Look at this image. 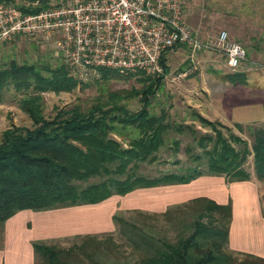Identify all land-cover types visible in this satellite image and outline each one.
Returning <instances> with one entry per match:
<instances>
[{
  "label": "trees",
  "instance_id": "trees-1",
  "mask_svg": "<svg viewBox=\"0 0 264 264\" xmlns=\"http://www.w3.org/2000/svg\"><path fill=\"white\" fill-rule=\"evenodd\" d=\"M0 0L18 6L24 12H37L61 0ZM33 3V4H32ZM34 3H37L36 5ZM166 72L169 71L166 63ZM37 65L0 67V101L2 91L10 84L35 90L22 100L23 109L35 126H12L0 141V224L22 210L47 211L88 204H97L112 196H125L139 189L188 184L201 176H221L227 182L247 181L254 176L264 181V125H249L252 138L230 133L224 136L213 121L194 112L203 124L214 127L213 133L200 132L192 124L170 120L164 110L156 114L149 109L150 98L164 81V75L141 80L143 107L130 111L124 106L96 104L88 110L73 107L61 111L55 119L46 120L40 107L38 93L48 90L70 91L78 81L70 75L64 63L56 69L46 67L51 75L44 76ZM101 76L119 77L124 74L102 68ZM129 75H135L130 73ZM234 84L245 83L244 72L227 74ZM216 125L229 128L219 120ZM134 126L139 136L126 147L111 136L115 124ZM240 131L244 126L236 124ZM187 136H184L186 135ZM186 138L189 140L186 141ZM172 151V153H171ZM164 153H171L167 157ZM183 153L186 159L179 156ZM253 157V170L246 166ZM154 164L173 165V169H148ZM264 198V196H263ZM199 205L198 213L176 237L156 236L119 215L116 226L134 247L146 256L130 264H259L260 258L244 254L248 259L237 261L225 251L229 246L232 203L220 204L200 197L168 207L159 214L168 216L177 208ZM43 264H72L64 253L43 241L33 243ZM254 259V260H253ZM101 264V263H95Z\"/></svg>",
  "mask_w": 264,
  "mask_h": 264
},
{
  "label": "rangeland",
  "instance_id": "rangeland-1",
  "mask_svg": "<svg viewBox=\"0 0 264 264\" xmlns=\"http://www.w3.org/2000/svg\"><path fill=\"white\" fill-rule=\"evenodd\" d=\"M242 1L187 0L185 5L186 10H190L191 15L198 22H206L205 28H201L200 26L194 28L197 31L192 28L199 39L204 41L209 37L218 36L222 30H227L231 38L232 29L230 30L224 26L223 21L227 20L226 25L229 24L230 26L231 23L229 21L234 18L244 19L243 21L246 20L251 29H264V0ZM14 2L19 4L23 3L22 0H15ZM34 4L36 5L37 3ZM190 53L191 51L187 48H175L167 54L166 63L169 71L167 72V76L164 77L163 84L151 96L149 109L156 114H161L164 110H167L170 113L169 118L171 121L186 122L192 124L200 132L213 133V126L203 124L195 117L194 112L201 113L196 106L200 102L199 100L204 101L205 91L203 89L207 88V86H209L210 91L219 93L234 87V83L229 81L226 75L236 73L238 70H230L227 67L225 56L218 50L210 49L198 52L196 62L191 60ZM13 62L19 65L29 64L44 68L42 69V73L47 77L51 74L45 70L46 67L56 69L64 64L61 57L57 55L54 47L38 39H29L23 35L0 44V67H10ZM246 62H249L257 70L247 74L248 87H260L259 83L262 81L260 75H264V70L260 65L264 64V59L251 60L248 56ZM195 64L197 65V69H193L191 73L181 80H173L175 75L189 68H193ZM69 73L79 83L72 90H48L38 93L41 97L39 104L46 120L55 119L58 113L73 107L88 110L96 104H107V107L116 104L124 106L134 112L140 110L144 105L141 99L145 83L141 82V80L145 77L141 73H135V75L124 74L111 78L102 77L101 74L94 77H82L70 68ZM34 88V83L28 89L26 87L17 89L14 84H10L2 91L3 98L0 101V141L2 140L3 133L13 125L29 128L35 126L31 116L23 109L21 103L27 94L34 92ZM219 96H222L223 102L234 100V95L230 93L225 95L219 94ZM246 97L250 98L251 96L245 95ZM223 109L226 110V107ZM202 115L205 116L204 114ZM205 117L209 118L208 116ZM209 120L213 121L215 126L220 128L227 138H230V133L233 132L236 135L248 139L249 142L252 141L248 130L249 125H244V130L240 131L235 124L230 125L222 122L229 127L225 128L218 124L216 125L215 119L209 118ZM254 125L259 127L264 124ZM114 127V132L111 133V136L121 141L126 147L133 138L139 136V130L134 126L117 123ZM184 136H187V134ZM185 139L186 141L189 140L186 137ZM171 153L162 152L165 157ZM179 156L186 159L183 153H179ZM246 166L249 170H253L252 156L249 158ZM157 167L173 169L175 166L169 164H154L153 166H149L148 169H153L152 171L155 173ZM221 178L224 179L223 177ZM252 179L256 178L253 176ZM170 189L173 188H161L154 191L150 189H139L125 196H113L112 200L108 202L109 207H113L110 217L112 218L116 214L128 222L142 229L144 228L149 234L174 238L182 230L183 223L190 222L198 213L199 205L196 204L186 208L174 209L166 217L156 214L162 211L152 212L151 208L163 207L161 205L163 199L160 195L155 196L153 194L165 190L170 191ZM262 193L264 194V184L262 186ZM65 209H69V207L57 208L55 211L61 210L58 213L66 214L67 216L65 217L68 218L69 223L74 222L71 221L72 213L69 212L71 210ZM4 225L0 224V245L3 242ZM52 233L53 236H46L43 242L61 250L64 253L63 257L65 260H68L72 264H130L140 261L147 255L144 250L138 249L130 244L119 227L116 226V223L113 231L101 230L88 233L80 230L74 231V229L68 228V226H62L60 230L57 231L56 229ZM225 251L231 254L237 261L248 259L245 255L231 252L229 246L225 247ZM257 261L259 264H264L262 261ZM37 264H43V259L38 258Z\"/></svg>",
  "mask_w": 264,
  "mask_h": 264
},
{
  "label": "built area",
  "instance_id": "built-area-1",
  "mask_svg": "<svg viewBox=\"0 0 264 264\" xmlns=\"http://www.w3.org/2000/svg\"><path fill=\"white\" fill-rule=\"evenodd\" d=\"M23 35L54 47L57 55L82 77L102 68L121 74L167 76L163 57L175 48L197 53L221 52L230 70L247 61V50L227 30L200 40L184 20L182 0H61L37 12L0 4V44ZM264 70V64L260 65ZM195 64L173 77L181 80Z\"/></svg>",
  "mask_w": 264,
  "mask_h": 264
},
{
  "label": "crops",
  "instance_id": "crops-1",
  "mask_svg": "<svg viewBox=\"0 0 264 264\" xmlns=\"http://www.w3.org/2000/svg\"><path fill=\"white\" fill-rule=\"evenodd\" d=\"M182 1L184 3L185 22L193 29L199 26L205 28L206 22H198L191 15L190 10H186L187 0ZM241 2L243 1L241 0ZM243 20L234 18L229 21L230 26L229 24L226 25L227 20H224L223 25L230 30L232 29L231 38L233 40L246 46L251 60L264 59V29H251L246 20ZM194 30L197 31V29ZM238 71L247 75L257 70L249 62H244ZM260 78L262 80L259 83L260 87L255 88L250 85L248 87V79L245 83L234 84V87L227 89V91H220L221 93L212 92L207 86L203 89L205 91L204 101L199 100L200 102L196 107L205 116L225 124H241L243 126L264 124V75H260ZM227 93L234 95V100L227 99V102L230 103L223 102L222 96H219V94L225 95ZM245 95L251 97L245 98ZM223 106L226 107V110L223 109ZM263 184L264 181L257 179L227 182L221 176H201L188 184L148 189L154 191L161 188H173L170 191L165 190L153 194L155 196L160 195L163 199L161 202L163 207L151 208L152 212H163L170 206L186 203L200 197L213 199L220 204H227L231 201L232 219L229 229V249L235 254H251L264 258ZM112 198L113 196L97 204L73 206L65 209L71 210L69 212L72 213L71 221H74L72 223H69L68 218L65 217L67 216L63 213L65 211L62 212L63 214L58 213L61 210H56L57 212L55 209L18 212L5 222L3 242L0 245V264H37L33 243L45 240L46 236H53L52 232L56 229L57 231L60 230L62 226H68L74 231L80 230L88 233L101 230L113 231L115 228L114 215L112 218L110 217L113 207L108 205ZM76 220L77 222H75Z\"/></svg>",
  "mask_w": 264,
  "mask_h": 264
}]
</instances>
